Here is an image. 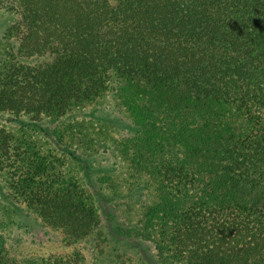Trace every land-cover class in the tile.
Listing matches in <instances>:
<instances>
[{
	"label": "trees",
	"instance_id": "16d2710c",
	"mask_svg": "<svg viewBox=\"0 0 264 264\" xmlns=\"http://www.w3.org/2000/svg\"><path fill=\"white\" fill-rule=\"evenodd\" d=\"M9 3L18 17L0 111L48 118L71 144L79 130L88 149L89 127L66 118L112 92L137 128L114 139L113 153L158 193L146 230L160 262L264 264V0ZM47 155L0 129V161L13 162L10 184L30 211L72 239L94 235L96 206L72 180L54 182L64 160ZM47 175L59 186L42 190ZM83 259L22 260L0 235V264Z\"/></svg>",
	"mask_w": 264,
	"mask_h": 264
},
{
	"label": "rangeland",
	"instance_id": "374dc122",
	"mask_svg": "<svg viewBox=\"0 0 264 264\" xmlns=\"http://www.w3.org/2000/svg\"><path fill=\"white\" fill-rule=\"evenodd\" d=\"M10 6L9 0H0V71L13 55L14 43L8 28L18 15ZM72 121L89 127L94 141L88 149H84L86 137L79 130L72 136L75 143L71 144L70 136H56L58 130L52 131L48 118L43 117L38 123L26 115L0 111V129L19 136L45 155L48 153L51 162L55 161L54 155L62 157L64 166L59 169L65 178L59 175L60 179L54 182H62L63 188L72 187L75 182L88 195L89 203L96 206L101 224L94 235L81 240L47 225L30 211L10 184L13 176L7 164L13 162L0 161V235L9 254L22 260H39L79 252L84 264H163L156 256L152 229L146 230L147 214L158 196L152 177L129 171L123 159L113 153L114 144L120 141L114 143V139L135 135L136 126L118 106L112 92L103 102L78 109L66 118L67 123ZM45 177L38 180L44 182L39 186L42 190H49L45 186H59L52 183L50 176ZM138 229L151 237L138 235Z\"/></svg>",
	"mask_w": 264,
	"mask_h": 264
}]
</instances>
